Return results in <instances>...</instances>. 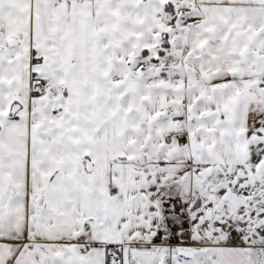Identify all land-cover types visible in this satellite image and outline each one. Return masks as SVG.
Returning a JSON list of instances; mask_svg holds the SVG:
<instances>
[{
    "label": "snow or ice",
    "instance_id": "snow-or-ice-1",
    "mask_svg": "<svg viewBox=\"0 0 264 264\" xmlns=\"http://www.w3.org/2000/svg\"><path fill=\"white\" fill-rule=\"evenodd\" d=\"M0 264H264V0H0Z\"/></svg>",
    "mask_w": 264,
    "mask_h": 264
}]
</instances>
